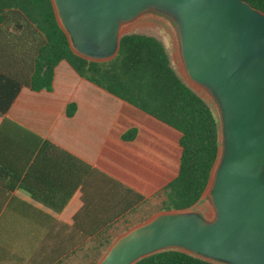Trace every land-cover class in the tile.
Instances as JSON below:
<instances>
[{
    "label": "crops",
    "instance_id": "1",
    "mask_svg": "<svg viewBox=\"0 0 264 264\" xmlns=\"http://www.w3.org/2000/svg\"><path fill=\"white\" fill-rule=\"evenodd\" d=\"M173 134L66 60L51 90L23 86L0 115V264H98L119 231L161 208L176 175ZM109 179L144 200L127 209Z\"/></svg>",
    "mask_w": 264,
    "mask_h": 264
},
{
    "label": "water",
    "instance_id": "2",
    "mask_svg": "<svg viewBox=\"0 0 264 264\" xmlns=\"http://www.w3.org/2000/svg\"><path fill=\"white\" fill-rule=\"evenodd\" d=\"M52 3L72 51L97 62L115 58L130 22L145 14L166 20L186 76L218 113L220 152L202 196L212 215L159 212L121 234L98 264H135L165 250L219 264H264V12L244 0Z\"/></svg>",
    "mask_w": 264,
    "mask_h": 264
},
{
    "label": "trees",
    "instance_id": "3",
    "mask_svg": "<svg viewBox=\"0 0 264 264\" xmlns=\"http://www.w3.org/2000/svg\"><path fill=\"white\" fill-rule=\"evenodd\" d=\"M244 1L264 12V0ZM62 60L82 78L171 128L177 163L170 169L176 175L162 190L161 211L193 208L202 199L219 157V120L210 104L175 70L164 43L152 35L127 33L115 58L88 60L72 51L52 0H0V115L23 86L51 90L55 68ZM75 108L73 103L68 106V116ZM137 134L138 128L133 127L122 139L133 140ZM109 182L125 190L127 209L144 200L116 181ZM135 264L219 263L165 250Z\"/></svg>",
    "mask_w": 264,
    "mask_h": 264
},
{
    "label": "rangeland",
    "instance_id": "4",
    "mask_svg": "<svg viewBox=\"0 0 264 264\" xmlns=\"http://www.w3.org/2000/svg\"><path fill=\"white\" fill-rule=\"evenodd\" d=\"M125 28L126 29H124V33L148 34V35L155 36L159 40H161L167 49L171 63L173 67L175 68V70L184 79V81H186L188 85H190L195 91H197L207 101V103L210 104V106L214 110L216 117L218 118L217 109H216V106L212 98L201 88L194 85L189 80V78L186 76L184 67L182 65L181 56L179 53L177 36H176L173 26L170 25V23H168L166 20L160 17H157L154 14H145L137 18L136 20L130 22L129 25ZM191 209L201 212L206 217H210L213 213L211 204L204 197H202V199ZM141 211H139V213ZM159 212H163L161 211V208L145 209L144 211H142L141 216L136 217L137 220L135 221V223H138L142 221L143 219H145L146 221L147 219L151 218L152 216L156 215ZM123 232L124 230L119 231L117 235H120ZM117 235L114 237V240H112L113 242L116 240ZM108 245L106 246L108 247ZM106 246L104 248L105 252L102 254V256L108 250V248L106 249ZM102 256L98 258L97 260L101 259ZM95 264H97V262H95Z\"/></svg>",
    "mask_w": 264,
    "mask_h": 264
},
{
    "label": "bare ground",
    "instance_id": "5",
    "mask_svg": "<svg viewBox=\"0 0 264 264\" xmlns=\"http://www.w3.org/2000/svg\"><path fill=\"white\" fill-rule=\"evenodd\" d=\"M127 27V26H126ZM124 29H126V28H124Z\"/></svg>",
    "mask_w": 264,
    "mask_h": 264
}]
</instances>
